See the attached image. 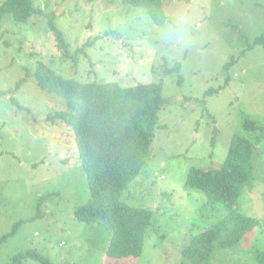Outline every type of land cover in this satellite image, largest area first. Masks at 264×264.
<instances>
[{"label":"rangeland","instance_id":"obj_1","mask_svg":"<svg viewBox=\"0 0 264 264\" xmlns=\"http://www.w3.org/2000/svg\"><path fill=\"white\" fill-rule=\"evenodd\" d=\"M33 4L56 15L69 58L44 16L27 23L3 17L0 92L26 80L0 97V264L28 252L50 264H192L184 248L229 210L207 205L202 191L185 186L187 175L219 169L236 135L253 143L251 180L237 208L258 224L233 250H216L211 264H257L264 250V45L255 40L264 36V0H164L162 26L120 0ZM38 62L82 83L161 84L148 158L121 196L153 213L139 257L107 256L112 232L75 219L89 199L87 177L73 131L47 120L64 103L37 87Z\"/></svg>","mask_w":264,"mask_h":264},{"label":"trees","instance_id":"obj_2","mask_svg":"<svg viewBox=\"0 0 264 264\" xmlns=\"http://www.w3.org/2000/svg\"><path fill=\"white\" fill-rule=\"evenodd\" d=\"M120 2L142 9L155 25L162 26L166 22L164 0ZM7 14L16 23L44 16L56 48L63 57L69 58L68 44L55 24L53 12L43 13L34 6L33 0H0V25ZM255 44L264 45V36L257 38ZM34 77L39 89L63 101L64 108L49 114L47 120L52 124L61 122L73 131L78 159L87 177L89 199L77 208L75 219L98 224L112 232L107 256L139 257L153 213L128 206L121 201V196L148 158L158 112L164 104L161 84L124 88L116 83H82L63 78L43 62H38ZM25 80H19L14 89L1 91L0 97L19 90ZM12 103L22 109L14 99ZM252 154L253 143L236 135L219 169L192 168L189 171L185 186L202 191L207 205H224L229 213L193 237L182 251L183 259L192 264H211L216 250H233L257 226L256 220L241 215L237 208L238 199L251 180ZM27 258L50 264L36 252L18 254L10 264H21ZM256 260L257 264H264V250Z\"/></svg>","mask_w":264,"mask_h":264}]
</instances>
